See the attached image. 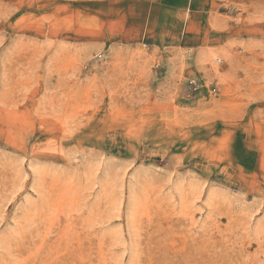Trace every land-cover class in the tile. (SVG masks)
Wrapping results in <instances>:
<instances>
[{
  "label": "rangeland",
  "instance_id": "obj_1",
  "mask_svg": "<svg viewBox=\"0 0 264 264\" xmlns=\"http://www.w3.org/2000/svg\"><path fill=\"white\" fill-rule=\"evenodd\" d=\"M0 264H264V0H0Z\"/></svg>",
  "mask_w": 264,
  "mask_h": 264
}]
</instances>
